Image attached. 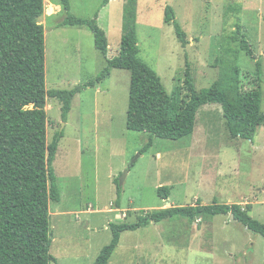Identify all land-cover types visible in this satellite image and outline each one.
I'll use <instances>...</instances> for the list:
<instances>
[{"label":"rangeland","instance_id":"rangeland-1","mask_svg":"<svg viewBox=\"0 0 264 264\" xmlns=\"http://www.w3.org/2000/svg\"><path fill=\"white\" fill-rule=\"evenodd\" d=\"M103 1L69 0L70 13L81 19L98 16L111 59L119 52L126 0H108L106 7ZM43 4L46 91L71 90L94 79L105 59L91 32L62 26L66 13L59 0ZM167 6L186 34L185 48L163 21ZM237 23L254 58L231 42ZM135 28L138 58L158 75L168 95L175 80L183 79L185 63L196 90L218 81L232 91L229 65L236 55L240 84L256 81L258 112L264 113V0H136ZM129 80L128 71L111 70L101 84L75 95L66 120L60 103L46 99L47 143L62 132L52 164L60 201L49 204L50 254L56 264H92L111 240L109 223H134L143 212L167 204L250 205L249 216L264 224V126L252 142L231 139L221 107L205 105L190 136L175 142L154 138L140 154L147 135L125 126ZM123 174L117 201L115 181L119 185ZM160 187L169 189L167 200L157 196ZM108 264H264V238L230 215L195 222L174 217L122 233Z\"/></svg>","mask_w":264,"mask_h":264},{"label":"trees","instance_id":"trees-1","mask_svg":"<svg viewBox=\"0 0 264 264\" xmlns=\"http://www.w3.org/2000/svg\"><path fill=\"white\" fill-rule=\"evenodd\" d=\"M66 15L62 26L86 27L95 49L105 59L97 76L71 90L45 89L44 30L39 20L43 0H0V264H56L50 254V202L60 201V192L52 164L62 132L48 144L46 139V99L57 100L63 120L71 110L76 94L94 88L108 79L113 69L129 72L128 106L125 126L128 131L144 133L146 153L154 138L178 141L194 131L198 110L205 105H219L231 139L252 142L258 128L264 126V113L258 112L259 93L256 81L240 84L242 73L234 62L226 91L217 81L207 89L196 90L189 65L185 63L183 79H176L168 95L158 75L138 58L136 35V0H126L122 14V36L117 56L108 59L105 32L93 19H81L70 13L69 0H59ZM108 4L104 0L102 7ZM164 23L171 25L182 48L188 44L186 34L175 19L170 6L164 10ZM231 42L237 51L254 58L237 23ZM227 50V49H225ZM228 51V50H227ZM230 53H233L231 51ZM116 184L117 201L122 188ZM169 189L160 187L157 196L169 197ZM116 201V202H117ZM117 203L116 208H119ZM250 205H203L151 210L139 215L134 223H110V242L93 264H108L124 232H133L174 217L195 222L202 218L230 215L255 235L264 238V224L249 216Z\"/></svg>","mask_w":264,"mask_h":264},{"label":"water","instance_id":"water-1","mask_svg":"<svg viewBox=\"0 0 264 264\" xmlns=\"http://www.w3.org/2000/svg\"><path fill=\"white\" fill-rule=\"evenodd\" d=\"M124 178H125V174H123V176H121V178L119 179V186H122ZM167 206L170 207L169 204H167Z\"/></svg>","mask_w":264,"mask_h":264},{"label":"crops","instance_id":"crops-1","mask_svg":"<svg viewBox=\"0 0 264 264\" xmlns=\"http://www.w3.org/2000/svg\"><path fill=\"white\" fill-rule=\"evenodd\" d=\"M108 3H109V2H108ZM107 5H108V4H107ZM107 5H106V6H107ZM106 6H105V7H106ZM97 20H98V19H97ZM110 74H111V72H110ZM97 86H98V85H97ZM96 88H97V87H96ZM115 210H119V208H115ZM105 211L110 213L111 210H105ZM98 212H101V211L98 210ZM109 224H110V223H109ZM109 224H108V225H109ZM108 229H109V227H108ZM118 244H119V243H118ZM117 247H118V246H117ZM101 249H102V248H101ZM99 252H100V251H99ZM97 254H98V253H97ZM97 256H98V255H97ZM97 256H96V257H97ZM95 259H96V258H95ZM92 264H93V263H92Z\"/></svg>","mask_w":264,"mask_h":264}]
</instances>
